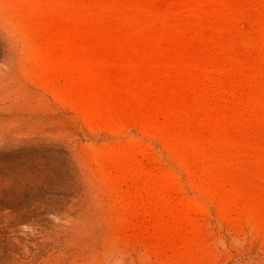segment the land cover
Listing matches in <instances>:
<instances>
[{
  "label": "rangeland",
  "instance_id": "obj_1",
  "mask_svg": "<svg viewBox=\"0 0 264 264\" xmlns=\"http://www.w3.org/2000/svg\"><path fill=\"white\" fill-rule=\"evenodd\" d=\"M0 264H264V0H0Z\"/></svg>",
  "mask_w": 264,
  "mask_h": 264
}]
</instances>
